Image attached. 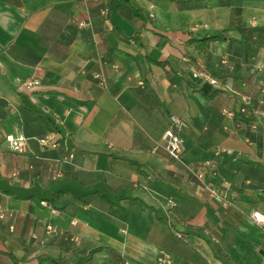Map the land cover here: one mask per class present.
<instances>
[{"label":"crops","instance_id":"0c3cea01","mask_svg":"<svg viewBox=\"0 0 264 264\" xmlns=\"http://www.w3.org/2000/svg\"><path fill=\"white\" fill-rule=\"evenodd\" d=\"M231 23L262 31L245 43L231 29L203 51L188 44ZM30 78L40 85L26 91ZM261 79L264 0H0V208L11 213L0 219V264H155L159 251L170 264H264L251 218L264 213V122L253 130L238 113L240 95L261 97ZM171 114L187 125L180 162L162 140ZM52 131L69 164L40 145ZM19 135L22 152L7 141ZM207 159L217 176L205 181L224 204L184 167ZM48 221L77 241L36 244Z\"/></svg>","mask_w":264,"mask_h":264},{"label":"built area","instance_id":"2783aa9c","mask_svg":"<svg viewBox=\"0 0 264 264\" xmlns=\"http://www.w3.org/2000/svg\"><path fill=\"white\" fill-rule=\"evenodd\" d=\"M151 16V15H150ZM78 27L84 28L88 27V23L84 20L78 22ZM115 69L116 66H113ZM195 76L202 77L208 84H215L216 80L208 75V73L204 70H198ZM93 78L97 81L99 87H105V77L101 72H96L93 75ZM139 84H142L141 82ZM40 85V80L38 78H30L22 84V87L26 91H32ZM258 90L261 93V97L257 100H254L250 94H243L239 96L240 106L238 109V113L241 115H247L248 117L253 118L251 121V129L255 130L258 127H263L264 122V79H261L258 82ZM30 100L34 102V99L30 97ZM44 113L48 114L46 109L43 110ZM222 114L232 116V111L222 110ZM49 117L52 121V126L55 127L60 125V120L55 114H49ZM187 125L186 122L179 117L171 114L169 116V127L164 131L162 135V140L165 142V147L167 153L176 161H181V153L183 151V140L181 137V133L186 129ZM264 138V134H263ZM7 141L10 147L14 150L19 152L24 151L26 146V139L19 135L15 138L7 137ZM39 143L42 147L48 146L51 149H59L63 150L62 156L58 158L57 162L61 164H69L73 159V153L68 151L62 139H57L54 136L53 131L50 132L47 136L43 137L39 140ZM214 154L218 155L219 153L225 152L228 153L229 151L223 149L221 147L214 148ZM184 167L190 171L195 179L197 180L198 184L206 191L207 195L215 202L224 204L225 199L220 194L212 184L205 181L206 174L209 178H214L217 176V163L214 159H207L203 161L195 170H193L190 166L184 165ZM62 176V172L60 169L55 168L51 171L50 179L51 181H56L60 179ZM39 204L50 212L52 215L58 214V209L53 207L50 203L46 201H40ZM174 205L172 200L167 202V206L170 208ZM11 216V213L3 210L0 208V219L4 218L5 216ZM251 218L253 222L260 226L264 230V213L258 210H254L251 213ZM72 224H75L76 221H72ZM12 229V227H10ZM125 232L124 230L122 231ZM55 236H63L64 239L68 240L71 243H75L77 241V237L74 235H66L60 228H58L55 224L48 221L44 226V236L42 239H39L37 235L32 234L31 238L34 240L36 244H43L46 238H51ZM176 236L178 238H182L180 233H177ZM170 255L164 251H159L155 264H170Z\"/></svg>","mask_w":264,"mask_h":264},{"label":"trees","instance_id":"16d2710c","mask_svg":"<svg viewBox=\"0 0 264 264\" xmlns=\"http://www.w3.org/2000/svg\"><path fill=\"white\" fill-rule=\"evenodd\" d=\"M231 29H237L241 35V40L245 43L253 39V33L258 32V34H260L262 31L261 29H257L255 27L246 29L236 23H231L229 27L224 31H220L213 35L206 36L200 39L191 40L188 42V44H194L195 48H197L199 51H203L205 49L206 43L223 39L224 37H226L227 31ZM38 264H41V262H39Z\"/></svg>","mask_w":264,"mask_h":264}]
</instances>
